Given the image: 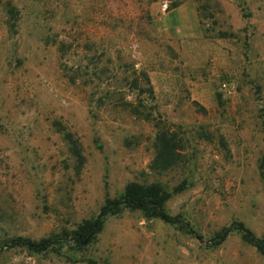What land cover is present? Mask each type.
<instances>
[{
    "label": "rangeland",
    "instance_id": "obj_1",
    "mask_svg": "<svg viewBox=\"0 0 264 264\" xmlns=\"http://www.w3.org/2000/svg\"><path fill=\"white\" fill-rule=\"evenodd\" d=\"M263 158L264 0H0V264H264L238 233L220 241L264 237ZM132 182L184 185L177 224L123 209L85 250L13 247Z\"/></svg>",
    "mask_w": 264,
    "mask_h": 264
},
{
    "label": "trees",
    "instance_id": "obj_2",
    "mask_svg": "<svg viewBox=\"0 0 264 264\" xmlns=\"http://www.w3.org/2000/svg\"><path fill=\"white\" fill-rule=\"evenodd\" d=\"M151 94L152 91L149 89ZM155 159L152 163V170L161 172L167 171L174 163L171 161L174 145L166 138L164 133H160L155 141ZM264 176V158L260 166ZM185 190L184 185L176 187L172 192L165 190L158 183L140 184L129 183L122 194L117 199H106L98 216L93 220L83 221L72 232L63 234L61 237H51L34 242L25 239H18L13 242V247H22L34 254L52 252L57 254L62 244L69 246L72 250L82 251L96 242L97 236L102 231L108 217L117 216L123 209L139 212L147 221L159 220L165 224L176 225L177 220L166 211V204L172 195ZM232 232L241 236L243 242L255 248L259 254L264 256V237L257 238L251 231L242 224L233 225L224 230L220 236V241H224ZM12 248V247H11ZM90 264H97L90 262Z\"/></svg>",
    "mask_w": 264,
    "mask_h": 264
}]
</instances>
